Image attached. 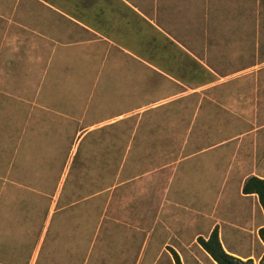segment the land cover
<instances>
[{
  "label": "rangeland",
  "instance_id": "1",
  "mask_svg": "<svg viewBox=\"0 0 264 264\" xmlns=\"http://www.w3.org/2000/svg\"><path fill=\"white\" fill-rule=\"evenodd\" d=\"M42 36L103 42L59 48L61 116L15 129L36 158L0 204L1 261L217 264L199 242L216 229L264 264L243 192L264 180V0H0V51L37 58Z\"/></svg>",
  "mask_w": 264,
  "mask_h": 264
},
{
  "label": "crops",
  "instance_id": "2",
  "mask_svg": "<svg viewBox=\"0 0 264 264\" xmlns=\"http://www.w3.org/2000/svg\"><path fill=\"white\" fill-rule=\"evenodd\" d=\"M39 42L40 54L37 58H32L29 54L25 55L24 47L18 44L14 47L7 45L8 49L4 53L0 51V204L7 199L8 192L16 186L30 191L28 181L23 178L26 168V173L28 172V166L26 167L24 161L36 158L33 157L35 155L30 148L34 138L31 131L30 135H27L23 151H20V145L15 146L13 140L15 129L19 130L23 127V129H43L48 126L46 121L48 116H61L58 109L62 103V82L58 77L59 71L56 65L52 66L59 53L58 49L76 47V51L80 46L95 47L97 43L103 42V39L62 43L42 36ZM111 44L116 43L110 41L109 46L113 47ZM48 49H51L50 53L47 52ZM117 55L112 56L110 60L116 65H118ZM86 62H91L88 56ZM35 110H38L39 119L33 120L32 114ZM25 114L27 116L24 120ZM50 126L56 128L59 125L54 121ZM16 157L19 158L17 166ZM15 174L22 177L20 181L14 180ZM222 245L224 246V243ZM0 264L6 263L0 259Z\"/></svg>",
  "mask_w": 264,
  "mask_h": 264
},
{
  "label": "trees",
  "instance_id": "3",
  "mask_svg": "<svg viewBox=\"0 0 264 264\" xmlns=\"http://www.w3.org/2000/svg\"><path fill=\"white\" fill-rule=\"evenodd\" d=\"M243 192L245 194H258L261 206L264 209V180L257 177L249 178L243 187ZM260 235L264 237V228L260 229ZM199 242L203 249L217 264H247L246 262L228 254L223 249L216 229L212 232L207 240L200 238Z\"/></svg>",
  "mask_w": 264,
  "mask_h": 264
}]
</instances>
